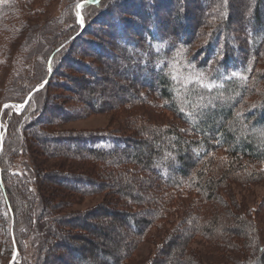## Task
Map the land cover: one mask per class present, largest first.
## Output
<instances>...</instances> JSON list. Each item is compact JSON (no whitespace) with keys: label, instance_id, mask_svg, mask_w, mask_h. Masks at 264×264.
<instances>
[{"label":"rangeland","instance_id":"374dc122","mask_svg":"<svg viewBox=\"0 0 264 264\" xmlns=\"http://www.w3.org/2000/svg\"><path fill=\"white\" fill-rule=\"evenodd\" d=\"M79 1L81 0H0V171L4 176L3 184L0 182V264L37 263L39 251L45 243L46 232L52 228L50 227L52 222L49 220L51 217H47L44 206L47 201V191L62 187L59 189L61 194L49 195L52 200L57 201L66 196H62V193H68L63 189V185L72 183L71 180L60 182L61 173L69 172L74 176L88 174L95 179H98V173L112 174L115 180L111 183L113 186L117 180L126 183L131 181L134 190L138 191L136 195H132L138 198L135 199L137 203L126 201L119 194V189L109 191L110 187L106 181V184L104 183L106 186L94 193L69 192L63 202L64 208H57L55 216H52V219L56 220L66 213L76 214L79 220L73 219L75 224H72L71 228H69L70 223L63 225L64 229L60 224L58 226L54 223L52 230L55 232L56 229L57 231L60 229L65 235L69 233L68 236L74 237L71 241L78 246L84 245V241L86 240L87 243L89 240V253L83 254L86 256L90 254V258L97 261L105 260L99 254L100 245L103 247V244H108L114 253L120 246L118 244L115 248L105 233L119 243L132 237L126 222L112 212L142 209L146 210L145 216H151L154 203L158 202L155 199L158 197L163 199L165 193L163 189L166 186L161 180L140 165L126 164L130 163L128 162L130 159L122 162L121 165L113 166L110 165L111 163L108 164L106 158L104 160L87 156L85 150H82L77 143H67L53 138L45 140L44 143L43 134L46 133L50 137L63 135L70 138L83 133L110 132L131 136L144 143L139 150L147 155L150 148L146 143L147 140L153 146L155 141L150 134H147L146 129H153L156 126L188 127L173 111L163 106L156 88H151L148 84L141 85L140 81H131L129 79L131 76L120 77L119 71L118 74L114 72L109 57L104 58L110 63L100 57L97 58L95 43L105 44L108 51L110 50V56H114L115 53L122 55L124 62L135 58V55L141 59V46L129 49L126 44V47H123L124 45L116 43L115 40L111 41L108 31L112 27L104 21L101 15L102 7L88 9L85 20L84 11L76 8ZM188 2L189 11L196 15L193 22L199 20V29L206 32L205 35L198 34L200 40H197L200 43L207 38L211 21L212 23L216 21L214 15L217 13L218 16L222 13V7L221 4L220 7L213 5L203 17L204 12L201 13L199 10L197 0ZM231 2L230 28L242 29L243 0H231ZM77 10L83 16V25L76 15ZM166 12L161 8L163 20L164 17H168ZM122 14L126 19L134 17L127 11H123ZM181 22L179 20L174 22L180 33L185 28ZM233 36L240 44L242 43L240 39L243 35ZM71 37L70 42L65 44L64 42ZM116 45L125 49L121 47L115 49ZM60 48L62 49L59 50ZM52 51L55 56L52 65L54 74L47 73L45 63L46 57L52 54ZM258 56L257 68L261 69L262 66L264 67V52L262 55L259 53ZM127 74L130 75L131 72ZM42 82H44L43 89L36 92ZM259 87L264 89V81L259 83ZM89 90L91 92L96 90L99 93L93 101L95 104L93 108L86 102L85 92ZM175 95L181 105L187 104V93L182 86H176ZM259 98L257 95L248 97L246 103H252ZM5 105L9 107L5 108ZM21 105L23 108L19 107ZM193 116L195 115H189L190 118H194ZM41 119L45 122L39 123ZM64 146H67L66 150L62 148ZM194 150L196 149L191 148L193 154H195ZM213 156L211 159L213 161L207 169L211 174L221 175L229 166L230 154L225 149H217ZM204 164L199 163L196 172ZM247 168L252 174L249 175L248 172L239 169L235 175L232 173L220 184L218 195L221 204L216 199L203 202L192 188L191 191L184 192L181 200L173 193H165L171 196L169 202L173 205V210L167 215L163 213L161 218H154L156 226H152L142 237L137 236L135 248L123 263L161 264L163 260L168 261L169 253L161 254L162 256L159 253L165 245L164 239L173 234V225L194 226L201 218H213L218 208V211L222 208L234 211L236 208L245 218L252 221V226L257 229L260 239L258 245L254 246L255 252L251 250L249 254L252 256V261L258 258V247L264 246V163ZM120 170L121 173L127 172L126 176H120ZM52 178L54 183L47 186ZM5 187L9 190L13 187L21 196L19 201L13 202V207L17 208L18 212L21 211L22 218L20 217L16 222L18 228H15V221L8 211L11 205L8 206L9 202L5 199ZM141 198H147L148 203L139 204ZM181 202L183 205L180 204ZM200 203L202 206L196 207ZM177 204L178 207L175 208ZM191 206L200 214L199 219L189 211ZM220 219L224 222L223 218ZM88 223L96 226L92 227ZM12 227L19 231L18 236L15 235V241L11 235ZM52 239V244L57 241L55 238ZM91 240H94L96 245H92ZM218 242L217 238H207L193 233L186 244L196 252L195 261L199 264H236L231 259L235 255L234 252L217 250L216 248L222 245ZM52 249L50 251L56 257L47 264H68L67 262L81 264L82 260L76 256L75 248L70 251L63 246ZM112 255L115 257L116 254ZM170 257L174 263V259L178 256L172 258L170 255ZM14 260L16 261L13 262Z\"/></svg>","mask_w":264,"mask_h":264},{"label":"trees","instance_id":"16d2710c","mask_svg":"<svg viewBox=\"0 0 264 264\" xmlns=\"http://www.w3.org/2000/svg\"><path fill=\"white\" fill-rule=\"evenodd\" d=\"M102 1L89 3V0H81L77 2V5H84L81 10L84 11L85 20L88 9L102 7L101 15L104 21L112 27L108 31L111 41L115 40L116 43L124 45L123 47L128 46L129 49L141 46V59L135 55V58L124 62L122 55L115 53L114 56H110V50L108 51L105 44L103 45L101 42H99L100 44L95 43V49L98 52L96 54L97 58L107 60L104 57H109L114 72L118 74L117 71H119L118 75L120 77L131 76L129 78L131 81H140L141 85L148 84L151 88H156V93L159 94L163 106H167L173 111L188 127L164 128L154 126L153 129H146L147 134H150L155 141V146H153L147 140L146 143L150 147L147 155L139 150L141 145L144 144L142 141L131 136H122L110 132L83 133L74 137L70 136V138L63 135L50 137L45 133L43 134L46 137V139L45 137L43 139L44 143L45 140L51 138L67 143H77L82 150H85L87 156L104 160L106 158L108 164L111 163L110 165L113 166L121 165L122 162L130 159L128 161L130 163L126 164L143 167L163 182L166 186L163 189L165 193H173L177 196V199L182 198L184 192L191 191L192 188L194 192L199 194V199L203 202L216 199L220 203L221 199L218 192L224 179L231 176L232 173L235 175L239 169H243L250 175L252 172L247 166L264 163V89L259 87V83L264 81V67L257 68L258 54L262 55L264 52V0H243L241 16L243 24L242 29H239L240 31L236 28H230L232 22L230 14L231 0H197L199 10H201V13L204 12L203 17L206 16L205 13L208 14V10L213 5L220 7L219 4H221L222 7V13L218 16L217 13L214 15L216 21L213 23L211 21L207 38L200 43L198 42L200 40L198 34L205 35L206 32L199 29V20L193 22L196 15L189 11V0ZM215 2L218 3L214 4ZM171 6L175 7L172 8ZM161 8L167 11L168 17H164V20L162 19L163 15H161ZM123 11L129 12L135 19L134 17L133 19H126L122 14ZM136 19L138 21H135ZM175 20L182 21L181 24L185 27L181 31L182 33L178 30V26L174 24ZM141 33L144 34L141 35ZM238 33L243 35L240 39L241 44L233 36L239 35ZM185 35L191 36L186 37ZM194 37L196 38L193 39ZM71 39L72 37L64 43L70 42ZM122 46L116 45L115 49L123 48ZM53 52L45 60L47 73L53 70L52 65L55 61ZM69 58L74 60L72 56H69ZM107 61L109 62V60ZM75 62L79 63L77 60ZM54 72L51 74H54ZM127 72H131V74L129 75ZM232 73H239L240 75L229 79L228 77ZM174 76L176 79H173ZM241 76H246L247 79H241ZM197 77L203 81L204 85L211 83L213 87H202L200 83L189 82ZM177 85L182 86V89L187 93L188 98H186L187 104L185 105H181L177 100L175 95ZM184 86L186 89H184ZM98 94L96 90L85 92L86 102L92 108L95 107L93 101ZM254 95L260 98L252 101V103H246L247 98ZM189 115L195 116L190 118ZM44 122L45 120L43 122L42 119L39 120V123ZM62 148L66 150L67 146ZM191 148L196 149L194 150L195 154L191 152ZM217 149H225L230 154L229 166L221 175L211 174L207 169L213 161L211 159H213V154ZM199 163L205 164L196 172L195 169ZM0 174V182L3 184L4 176L1 171ZM126 174L127 172L123 171L121 173L120 170V176L124 177ZM97 175L98 179L90 177L88 174L75 176L69 172L60 174V182L71 180L72 183L63 185V189L67 190L68 193H62V196H66L57 201L52 200L49 195H52V193L53 195L54 193L61 194L59 189H62V187L47 191V201L45 200L46 205L44 206L47 217H51L49 220L52 222V226L50 227L54 229L55 223L58 226L60 224L63 228L65 227L63 225L70 223L69 228H71L72 224H75L73 219L79 220L78 216L73 213H63L65 215L59 219H52L57 208H64L65 204L63 202L67 199L69 192L72 194L78 192L81 194L94 193L100 189L102 190L106 186V181L110 187L108 188L109 191L115 188L119 189L122 199L137 203L135 199L138 198L132 195H136L135 193L138 191L134 190L131 181L126 183L117 180L113 186L111 183L115 180L112 174L98 173ZM253 175H255V172H253ZM51 177H53L52 173ZM53 179L50 180V183H47V186L54 183ZM81 184L85 187H82ZM5 188V199L9 202L8 206L11 205L8 211L11 213L13 221H15V228H18L16 222L21 217V211L18 212V209L13 207V202L19 201L21 196L13 187L10 190ZM165 193L162 196L163 199L165 198V202L159 197L155 199L158 201L157 203L152 201L155 202V207L153 206L151 216H145L146 210L143 211L142 209L112 212L113 215L126 222L132 237L130 240H121L119 243L112 239L108 233H105L115 248L116 245H120L116 249V253L112 251L111 246L108 244H103V247L100 245L99 254L105 260L97 261L90 258V254L88 256L84 255L86 252L89 253V240L87 243H85L86 240H83L84 245L78 246L71 241L74 237L68 236V232V235H65L60 229L58 231L56 229L57 232H54L51 228L46 232L45 243L39 251L36 264H47L52 259L54 260L56 256L54 257L51 252L52 248L61 246L66 247L67 251L75 248L76 256L82 260L81 264H124L123 261L130 256L131 250L135 248L138 240L137 236L142 237L152 226H156L154 225V218H161L163 213L167 215L173 210V205L169 202L171 196L165 195ZM68 200L70 201L69 198ZM147 201V198H141L139 204L148 203ZM180 204L183 205V202ZM201 206L202 203L196 205L199 208ZM177 207L178 204L175 208ZM182 208L185 210L183 206ZM218 210L211 219H199L200 214L191 206L189 211L197 216L199 221L194 226L173 225L172 231L174 230V232L164 239L163 243L165 245L162 246L159 254L168 255L167 253H169L172 258L176 255L178 257L172 263L169 255L168 261L163 260L161 264H199L195 261L196 252L189 247V244H186L193 233L207 236V238L219 239L218 243L222 245H219L216 249L234 252L235 255L231 259L236 264H264V246L259 245L261 247H258V258L254 261L251 260L252 256L249 254L251 250L255 252L254 246L258 245L260 239L257 229L252 226V221L245 218L236 208L234 211H230L228 208ZM220 218H223L224 222ZM88 225L96 226L93 223H88ZM157 227H161V225H157ZM18 233V229L14 230V227H12L11 235L14 241L15 235L18 236ZM52 238L57 240L53 244L51 243L53 242ZM90 242H92V245H96L94 240ZM94 242L95 244H93ZM112 254H116V258ZM67 263L69 264V262Z\"/></svg>","mask_w":264,"mask_h":264},{"label":"snow or ice","instance_id":"6c2138e0","mask_svg":"<svg viewBox=\"0 0 264 264\" xmlns=\"http://www.w3.org/2000/svg\"><path fill=\"white\" fill-rule=\"evenodd\" d=\"M92 2L99 3V0H89V3H92ZM83 7H84L83 4H78V5H77V8H78V9H82ZM76 15H77V17H78L79 22L81 23V25H83V23H84V19H83V16H82L81 12H80V11H77ZM249 71H250V69H249ZM238 75H240V74H239V73H232L231 76L228 77V78L230 79L231 77H233V76H238ZM240 78H241V79H247L246 76H241ZM173 79H176V77L174 76ZM189 82H190V83H192V82L200 83L202 87H208V88H212V87H213V85H212L211 83H209L208 85H204V84H203V81L200 80L199 77L195 78V80H190ZM43 86H44V82L41 83L40 87L42 88ZM4 107L7 108V107H9V106H8V105H5ZM19 107H20V108H23V105H21V106H19Z\"/></svg>","mask_w":264,"mask_h":264},{"label":"water","instance_id":"95a60500","mask_svg":"<svg viewBox=\"0 0 264 264\" xmlns=\"http://www.w3.org/2000/svg\"><path fill=\"white\" fill-rule=\"evenodd\" d=\"M39 89H41V87L37 88L35 91H37V90H39ZM35 91H34V92H35ZM31 94H33V93H31ZM31 94H30V95H31ZM16 253H17V252H16ZM15 261H16V260H14L13 262H15Z\"/></svg>","mask_w":264,"mask_h":264}]
</instances>
